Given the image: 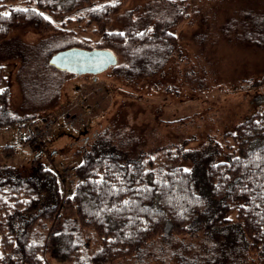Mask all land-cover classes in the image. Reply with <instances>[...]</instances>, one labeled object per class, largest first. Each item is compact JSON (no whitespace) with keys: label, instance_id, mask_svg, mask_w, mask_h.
<instances>
[{"label":"rangeland","instance_id":"rangeland-1","mask_svg":"<svg viewBox=\"0 0 264 264\" xmlns=\"http://www.w3.org/2000/svg\"><path fill=\"white\" fill-rule=\"evenodd\" d=\"M186 4L184 18L169 30L177 48H170L158 72L140 77L119 73L117 67L125 59L117 48L110 49L117 65L95 75L48 64L59 50L101 46L100 36L85 21L66 22L69 32L14 27L0 42V65L7 78L9 108L21 127H0V167L20 177L32 176L38 166L48 168L65 197L72 194L75 166L91 150L104 149L106 142L128 157L170 145L194 153L196 160L223 132L264 108V0H122L108 25L140 29L149 21L152 26L158 18H172ZM68 103L73 111L64 109ZM74 114L84 118L71 127L67 121ZM48 116L54 119L47 129ZM34 128L39 130L33 137L36 146L29 140ZM6 147L12 149L10 154ZM181 163L193 166L191 158L182 157ZM204 183L201 177L198 188L204 189ZM76 207L78 203H66L61 210L71 216ZM88 235L89 246H96V234ZM163 239L156 237L106 264H264V246L258 252L239 247L218 252L219 245L200 234ZM45 256L50 264H67L50 249Z\"/></svg>","mask_w":264,"mask_h":264},{"label":"trees","instance_id":"trees-1","mask_svg":"<svg viewBox=\"0 0 264 264\" xmlns=\"http://www.w3.org/2000/svg\"><path fill=\"white\" fill-rule=\"evenodd\" d=\"M121 5L122 0H0V42L14 27L69 32L66 22L85 21L100 36V49L117 48L123 55L121 75L158 72L170 48L176 49L169 30L188 5L152 26L143 21L140 29L116 30L108 24ZM19 120L9 108L0 65V127H21ZM114 147L106 142L84 156L74 168L72 194L65 197L48 168L38 166L32 176L20 177L0 167V264H50L47 249L67 264H106L161 235L200 234L220 250L258 252L264 246L263 106L205 146L196 160L179 146L136 157ZM182 157L193 166H183ZM201 177L204 189L198 188ZM66 203H78L74 215L62 213ZM85 234H96L99 243L90 247Z\"/></svg>","mask_w":264,"mask_h":264},{"label":"water","instance_id":"water-1","mask_svg":"<svg viewBox=\"0 0 264 264\" xmlns=\"http://www.w3.org/2000/svg\"><path fill=\"white\" fill-rule=\"evenodd\" d=\"M116 62V56L108 49L78 47L59 50L52 54L48 60V63L58 70L93 75L116 64Z\"/></svg>","mask_w":264,"mask_h":264},{"label":"built area","instance_id":"built-area-1","mask_svg":"<svg viewBox=\"0 0 264 264\" xmlns=\"http://www.w3.org/2000/svg\"><path fill=\"white\" fill-rule=\"evenodd\" d=\"M67 115V113H61V116L64 118L65 116ZM53 117L52 116H48V121L45 123V127L48 129L50 126H51V124L53 123ZM81 120V116H78V115H75L74 114V116L72 117V118H69L68 119V121H67V124L69 125V126H71V127H73L75 124H76V122H78V121H80ZM42 130V129H41ZM37 131H39V130H36V128H34L33 130H32V132H31V139H30V136H29V140H31V142L33 143V144H35V146L37 145V141H36V139H33V137H34V134L37 132ZM20 136L21 137H25V134L24 133H20Z\"/></svg>","mask_w":264,"mask_h":264},{"label":"crops","instance_id":"crops-1","mask_svg":"<svg viewBox=\"0 0 264 264\" xmlns=\"http://www.w3.org/2000/svg\"><path fill=\"white\" fill-rule=\"evenodd\" d=\"M71 105H70V103H68V106L64 107V109L69 111V112L73 111V109L71 108ZM83 118H84V116H81V120L80 121H83ZM180 236H182V235H174V236L173 235H168V236L167 235H161V236H159V238H167V239H163V240L173 241V240H177L175 238H179ZM202 238H204V241H212L213 242V240H210V239L207 240V237H205V236L204 237L202 236ZM187 246L190 247L189 245H187ZM212 246L214 247V245H212ZM215 247H217V246H215ZM218 250H220L219 247H218Z\"/></svg>","mask_w":264,"mask_h":264},{"label":"snow or ice","instance_id":"snow-or-ice-1","mask_svg":"<svg viewBox=\"0 0 264 264\" xmlns=\"http://www.w3.org/2000/svg\"><path fill=\"white\" fill-rule=\"evenodd\" d=\"M23 11H27L26 9ZM4 15H7V13H5ZM45 19H48L47 17H45ZM120 35H123V33H120Z\"/></svg>","mask_w":264,"mask_h":264}]
</instances>
